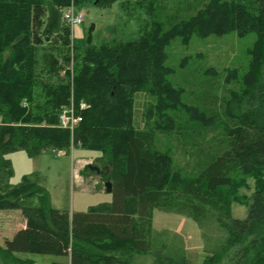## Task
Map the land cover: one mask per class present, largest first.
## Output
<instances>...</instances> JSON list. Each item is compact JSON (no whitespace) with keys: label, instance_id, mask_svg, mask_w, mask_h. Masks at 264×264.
Wrapping results in <instances>:
<instances>
[{"label":"trees","instance_id":"16d2710c","mask_svg":"<svg viewBox=\"0 0 264 264\" xmlns=\"http://www.w3.org/2000/svg\"><path fill=\"white\" fill-rule=\"evenodd\" d=\"M71 3L0 0V209H21L26 219L25 227L0 246V253L11 257L5 264H35L14 252L70 257L65 264H133L135 255L147 253L155 255L156 264H194L185 254L153 250L156 209H176L198 221L211 217L227 230L221 250L208 254L203 264L225 258L228 264H264V49L252 60L257 69L245 77L250 84L242 92L246 110L230 118L220 109L210 110V116L181 102L183 90L167 78L164 63L165 46L178 34L264 30V0H149L150 18L138 37L117 45L90 44L80 52L68 45L70 30L65 36L62 24L58 31L47 29L49 6L62 11ZM57 33L66 37L63 45L52 48L49 61L41 64L40 45ZM72 58L73 81L70 71L63 76L60 70L61 61ZM137 92L157 98L144 116L146 122L158 116L143 129L135 125ZM72 94L77 107L82 100L89 104L79 111L83 121L73 135L75 146L82 143L99 154L112 199L70 212L52 205L38 178L12 183L8 153H71L72 133L59 126V112ZM179 106L190 116L181 120L167 111ZM158 131L170 139L165 150ZM177 152L185 161L176 160ZM251 176L256 188L247 215L235 217L236 188Z\"/></svg>","mask_w":264,"mask_h":264},{"label":"rangeland","instance_id":"374dc122","mask_svg":"<svg viewBox=\"0 0 264 264\" xmlns=\"http://www.w3.org/2000/svg\"><path fill=\"white\" fill-rule=\"evenodd\" d=\"M148 2L149 0H108L97 4L96 0H82L78 4L77 0H72V3L62 11L66 12L74 5L76 11L84 14V21L73 29L66 22H62L65 36L66 28L70 30L68 45L72 48L75 44L74 49L80 52L90 44L117 45L138 37L150 18L151 9ZM228 9L232 13L234 8L230 6ZM46 21L47 11L42 17L43 26L40 31L44 29ZM248 24L244 23L245 28ZM57 34L50 35V38L44 39L40 45L41 64L49 61L48 54L52 48L63 45L66 37ZM261 47L264 49V30L241 34L234 28L224 34L208 35H200L194 31L188 38L178 34L165 46L167 57L164 63L170 70L167 78L176 88L183 90L181 102L188 107H198L210 116L213 115L210 110L220 109L222 116L230 118L232 114L236 116L246 110L242 103V92L250 84L245 82V77L252 69L253 62L254 65H258L252 60ZM261 62L262 75L264 60ZM66 65L67 63L61 61L60 70L62 71ZM225 100L228 107L224 110ZM156 101V97L148 96L145 92L136 93L134 101L136 127L143 129L146 125H153L152 121L158 115L155 114L148 124L144 109L152 103L156 104ZM187 110L186 107L179 106L175 110L167 111L179 114L178 118L184 120L185 116L189 115ZM169 140L165 134L158 131L160 148L165 150L170 143ZM74 143L76 144V141ZM58 152L60 151L50 149L31 156L26 150L19 149L8 153L14 167L11 182L17 184L26 177L38 178L49 191L52 205L70 212L87 210L91 205L112 199L111 192H107L104 177L107 168H104L101 161H97L98 153L83 148L82 143L75 146L71 153L61 151L58 155ZM174 155L176 160L185 161L180 153ZM76 159L92 161V166H97L100 172L87 166L82 168L81 164L75 163ZM240 181L236 188L238 197L232 204V210L235 217L244 218L248 211L247 201L256 188V177L251 176ZM23 225L25 227L26 219L21 209H0V246L4 247L6 240L12 238ZM227 236V230L211 217L198 221L188 213L176 209H156L154 212L153 250H163L173 256L185 254L194 264H203L208 254L221 250ZM13 254L18 258L31 259L35 264H65L68 261L67 256L53 254L33 252ZM7 255L4 252L0 253V264L9 262L11 257ZM133 262L156 264V257L152 253L137 254ZM221 264H228V259L225 258Z\"/></svg>","mask_w":264,"mask_h":264},{"label":"built area","instance_id":"2783aa9c","mask_svg":"<svg viewBox=\"0 0 264 264\" xmlns=\"http://www.w3.org/2000/svg\"><path fill=\"white\" fill-rule=\"evenodd\" d=\"M62 19L73 29V27L77 25H81L83 23L84 14L82 12L76 11L74 5H72L66 12L65 11L63 12ZM73 63H74L73 60H71L70 63H68L65 66V68L62 69L61 71L63 76H66L67 74H69V71H70L71 73H70L69 79H72V81L74 79V64ZM88 107H89V104L83 100L78 104V107H77L74 96L72 94L70 103L64 105L61 111L59 112V126L63 128H68L72 133V139H71L72 141L71 151L72 152L75 149V143L73 144V142L75 141L73 138L74 132L77 130L79 124L83 121V114L79 113V111L81 112L82 110L87 109ZM54 151L57 152L56 150ZM58 155H60L59 152H58ZM75 163L78 165L81 164V167L84 168L88 164H91L92 161L90 160L81 161L80 159H76Z\"/></svg>","mask_w":264,"mask_h":264},{"label":"water","instance_id":"95a60500","mask_svg":"<svg viewBox=\"0 0 264 264\" xmlns=\"http://www.w3.org/2000/svg\"><path fill=\"white\" fill-rule=\"evenodd\" d=\"M97 3V0H96ZM62 24V11L57 9L54 5L49 6V17L47 21V29L48 31H58ZM47 32V31H46ZM90 168L95 169L98 173L100 169L97 166H92V164L88 165ZM107 192L112 191V183L110 181H106Z\"/></svg>","mask_w":264,"mask_h":264},{"label":"crops","instance_id":"0c3cea01","mask_svg":"<svg viewBox=\"0 0 264 264\" xmlns=\"http://www.w3.org/2000/svg\"><path fill=\"white\" fill-rule=\"evenodd\" d=\"M22 227H24V225L22 226ZM68 257V256H67ZM70 261V257H68V261L66 262V263H68Z\"/></svg>","mask_w":264,"mask_h":264}]
</instances>
